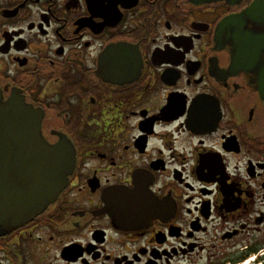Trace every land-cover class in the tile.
Segmentation results:
<instances>
[{
    "label": "flooded vegetation",
    "instance_id": "obj_1",
    "mask_svg": "<svg viewBox=\"0 0 264 264\" xmlns=\"http://www.w3.org/2000/svg\"><path fill=\"white\" fill-rule=\"evenodd\" d=\"M255 1L0 0L1 99L75 152L0 264H264V102L224 37Z\"/></svg>",
    "mask_w": 264,
    "mask_h": 264
},
{
    "label": "water",
    "instance_id": "obj_2",
    "mask_svg": "<svg viewBox=\"0 0 264 264\" xmlns=\"http://www.w3.org/2000/svg\"><path fill=\"white\" fill-rule=\"evenodd\" d=\"M231 22L224 37L232 61L251 77L264 102V0H256ZM74 162V149L65 138L54 146L44 141L38 112L19 93L13 91L6 102L0 94V237L26 225L57 199Z\"/></svg>",
    "mask_w": 264,
    "mask_h": 264
},
{
    "label": "bare ground",
    "instance_id": "obj_3",
    "mask_svg": "<svg viewBox=\"0 0 264 264\" xmlns=\"http://www.w3.org/2000/svg\"><path fill=\"white\" fill-rule=\"evenodd\" d=\"M130 201H132L131 203V206L129 207V209L127 210V217L129 218L130 215H131V212L133 211H136L137 210V207L135 206V199L130 197L129 199ZM112 203L113 205H116V197L112 199ZM110 211L112 212V214L115 216V217H118V210L115 208V207H110ZM129 221V220H128ZM127 221V222H128Z\"/></svg>",
    "mask_w": 264,
    "mask_h": 264
},
{
    "label": "rangeland",
    "instance_id": "obj_4",
    "mask_svg": "<svg viewBox=\"0 0 264 264\" xmlns=\"http://www.w3.org/2000/svg\"><path fill=\"white\" fill-rule=\"evenodd\" d=\"M253 258L250 259V261L252 260ZM204 262V261H203ZM252 262V261H251Z\"/></svg>",
    "mask_w": 264,
    "mask_h": 264
}]
</instances>
